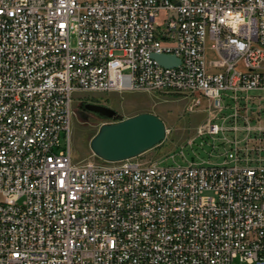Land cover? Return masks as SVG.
I'll return each mask as SVG.
<instances>
[{"label":"built area","instance_id":"obj_1","mask_svg":"<svg viewBox=\"0 0 264 264\" xmlns=\"http://www.w3.org/2000/svg\"><path fill=\"white\" fill-rule=\"evenodd\" d=\"M121 92L205 99L208 159L73 161ZM0 264H264V0H0Z\"/></svg>","mask_w":264,"mask_h":264},{"label":"rangeland","instance_id":"obj_2","mask_svg":"<svg viewBox=\"0 0 264 264\" xmlns=\"http://www.w3.org/2000/svg\"><path fill=\"white\" fill-rule=\"evenodd\" d=\"M72 44L74 40L71 41ZM212 42H206V61L217 59V54L211 49ZM72 118L70 125V153L73 161L99 162L90 149V142L99 132L102 125L117 123L129 117L142 113H150L160 117L167 128L166 139L154 149L142 155L144 161H155L159 165H171L174 160L179 164H187L192 161L201 162V158L207 160L208 137L197 139L194 151L199 157L195 160L190 147L184 149V155L179 154L180 147L190 143L196 135L197 128L205 122L208 103L205 99L198 107H192L190 99L180 96H170L158 93L121 92L110 94H75L73 96ZM86 104L100 105L113 110L116 117L107 119L85 110ZM60 148H65V138L62 133L59 138ZM175 153V154H174ZM169 155V156H168ZM176 155V158H171ZM222 160L216 157L211 162L220 163Z\"/></svg>","mask_w":264,"mask_h":264},{"label":"water","instance_id":"obj_3","mask_svg":"<svg viewBox=\"0 0 264 264\" xmlns=\"http://www.w3.org/2000/svg\"><path fill=\"white\" fill-rule=\"evenodd\" d=\"M152 59L163 67L180 65L179 58L173 55H152ZM85 110L113 119L116 113L106 107L86 104ZM167 128L157 115L142 113L120 120L117 123L102 125L90 142L93 154L104 161L117 162L142 155L162 144L166 139Z\"/></svg>","mask_w":264,"mask_h":264},{"label":"bare ground","instance_id":"obj_4","mask_svg":"<svg viewBox=\"0 0 264 264\" xmlns=\"http://www.w3.org/2000/svg\"><path fill=\"white\" fill-rule=\"evenodd\" d=\"M251 53H259V45H252Z\"/></svg>","mask_w":264,"mask_h":264}]
</instances>
